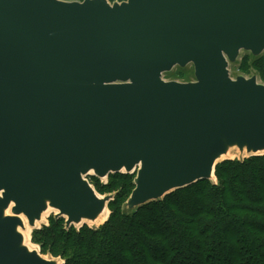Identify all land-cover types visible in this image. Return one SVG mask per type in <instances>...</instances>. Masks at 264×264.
<instances>
[{"label":"water","instance_id":"obj_1","mask_svg":"<svg viewBox=\"0 0 264 264\" xmlns=\"http://www.w3.org/2000/svg\"><path fill=\"white\" fill-rule=\"evenodd\" d=\"M241 50L264 53V0H0V264H58L18 216L96 219L112 197L87 174L135 171L132 210L212 180L229 147L264 152V84L229 74ZM188 64L194 81L163 79Z\"/></svg>","mask_w":264,"mask_h":264},{"label":"trees","instance_id":"obj_2","mask_svg":"<svg viewBox=\"0 0 264 264\" xmlns=\"http://www.w3.org/2000/svg\"><path fill=\"white\" fill-rule=\"evenodd\" d=\"M254 58L264 80V55ZM135 176L108 175L107 188L120 181L124 192L114 190L103 224L66 227L54 216L33 229L32 241L62 264H264V153L224 159L215 166L216 182L199 180L129 210Z\"/></svg>","mask_w":264,"mask_h":264},{"label":"rangeland","instance_id":"obj_3","mask_svg":"<svg viewBox=\"0 0 264 264\" xmlns=\"http://www.w3.org/2000/svg\"><path fill=\"white\" fill-rule=\"evenodd\" d=\"M66 1H71V0H66ZM116 2H118V1H116ZM110 3H112V2H110ZM261 55H264V53H262ZM254 59H255L254 56L250 52L241 50L237 60L234 63H230L229 64L230 73L233 76L232 78H235L237 75H242V76H247V77L255 76L257 78V80H258L257 81L258 83L264 84V80L262 78H260V76L258 75L256 70L251 65V62H253ZM244 64L246 65L247 70L243 69V65ZM163 78L166 81H178V82L194 81L195 77H194L193 65L192 64H188L185 67L175 66L170 71L165 72L163 74ZM228 152L229 153L230 152L233 153L232 157L226 158L228 156V154H224V155H226V157H224L222 160H224V159H242V158H245V157L249 156L248 153L245 150L244 151H240L236 146L229 147L228 148ZM221 157H222V155H221ZM130 174L136 175V172L134 171V172H132ZM92 176H94V177H92ZM85 178L88 181V183L94 188V190L96 191L97 195L100 196V197H103V196H106V195H110L112 197V199H113V196H114L113 193H115V191H119L120 192L122 190V192H124V188H122V186H121L122 183L120 181H116V182L113 181L114 183H116V185H113V187H111V189L107 188V186L110 184L109 183L110 179L108 178V176L105 177V178H100V177H97V176L92 175V174H87L85 176ZM95 182L101 183L100 184L101 185V187H100L101 190L97 189V186L94 185ZM112 188H114V189H112ZM121 200H117L116 199L114 202H118L119 204H121ZM115 205H116V203H115ZM107 209H108V216H107V211H103V213L101 215H99L96 219L90 220L88 222L89 223L101 222V221H104L106 219V217L108 219L111 211H110L108 206H107ZM52 211H54V210H52ZM50 212H48L45 216H43V219L41 220L43 222V221H45L47 219L46 224L40 225L41 221H39L38 223H36V225H40V226H38L36 229L41 228L43 225H48L49 224L50 218H53L55 216V213H52L47 218V216H48V214ZM23 217L25 218L24 215H23ZM86 224L89 227H91L87 222H86ZM73 226L78 228L79 226H81V224L80 225L79 224L78 225H73ZM32 231H33V229H32ZM32 231H31V233H32ZM29 237L30 236L28 234H27V236L25 235L24 236V240H28L29 241ZM31 243H32V246L34 248H36L37 250L40 251V246L32 241V234H31ZM42 255L44 257H48V258L56 260L58 262V264H62V262H63V260L60 257H54V256H52L50 254H42Z\"/></svg>","mask_w":264,"mask_h":264},{"label":"bare ground","instance_id":"obj_4","mask_svg":"<svg viewBox=\"0 0 264 264\" xmlns=\"http://www.w3.org/2000/svg\"><path fill=\"white\" fill-rule=\"evenodd\" d=\"M229 74H230V76H232V74L230 73V69H229ZM264 152H259V154H263ZM224 154H228V156L226 157V155H224ZM223 155H222V157L220 156L219 157V159L218 160H221V159H223L224 157H226V158H230V157H232V152H228V151H226V153H224ZM222 161V160H221ZM90 173H92V172H90ZM84 179H86L85 177H84ZM211 181H213V182H216V179H215V177H212V180ZM96 192V191H95ZM10 208H11V204L8 206V208L5 210V214H7V215H10L11 214V212H10ZM52 210H54V211H52ZM51 211V212H50ZM103 211H107V216H108V209L105 207L104 208V210ZM48 212H50L49 214H48V216H47V218L49 217V215L50 214H52V213H56V210L54 209V208H52V207H50L49 205H47L46 206V208H45V210L40 214V217L38 218V219H36L35 220V222H34V227H38V226H40V225H42V224H46V222H47V219L45 220V221H41L42 219H43V216H45ZM18 217H20V219L23 221V227L22 228H18V231L20 232V234H21V236H22V245L23 246H25V247H27L28 248V250H31V249H36V248H34L33 246H32V243H31V231H32V229H35V228H32V227H30L29 225H28V223H27V219H25L24 217H23V215L22 214H20ZM106 219H107V217H106ZM105 219V220H106ZM104 220V221H105ZM39 221H41L40 222V225H36V223H38ZM104 221H101V222H95V223H89L88 221H86L91 227H97L98 225H100V224H102ZM86 222L84 221V220H82L80 223H79V225L81 224V225H83V224H86ZM27 234L30 236L29 237V241L28 240H24V236L26 235L27 236Z\"/></svg>","mask_w":264,"mask_h":264},{"label":"built area","instance_id":"obj_5","mask_svg":"<svg viewBox=\"0 0 264 264\" xmlns=\"http://www.w3.org/2000/svg\"><path fill=\"white\" fill-rule=\"evenodd\" d=\"M231 77H233V76H231ZM245 77H247V76H245ZM164 79V78H163Z\"/></svg>","mask_w":264,"mask_h":264}]
</instances>
